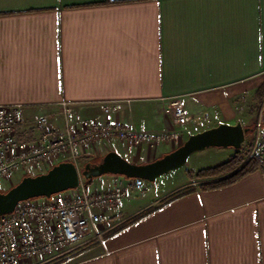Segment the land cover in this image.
I'll use <instances>...</instances> for the list:
<instances>
[{
	"label": "crops",
	"instance_id": "1",
	"mask_svg": "<svg viewBox=\"0 0 264 264\" xmlns=\"http://www.w3.org/2000/svg\"><path fill=\"white\" fill-rule=\"evenodd\" d=\"M263 85L264 0H0V106L21 105L27 121L52 115L56 129L116 123L181 133L169 145L133 149L117 139L100 142L80 151L79 167L110 151L149 163L220 123L254 124L259 115L249 98ZM173 99L186 108L185 125L170 112ZM44 130L34 128V138ZM236 152L193 154L177 184L147 183L108 211L102 239L82 243L58 264H264V124L242 149L247 160L261 159L256 171L212 189L201 187L232 173L197 176ZM124 178L104 175L87 188L111 190ZM187 187L196 190L120 230Z\"/></svg>",
	"mask_w": 264,
	"mask_h": 264
},
{
	"label": "built area",
	"instance_id": "2",
	"mask_svg": "<svg viewBox=\"0 0 264 264\" xmlns=\"http://www.w3.org/2000/svg\"><path fill=\"white\" fill-rule=\"evenodd\" d=\"M109 112V109H106ZM170 112L178 125L188 122L182 102L173 99ZM72 108L65 106L68 117ZM52 115L27 121L21 105L0 106V182L21 173L48 172L64 157L79 164L80 151L100 142L117 139L129 149L143 144L169 145L180 139L179 131L155 133L116 123H87L73 129L50 126ZM45 130L37 138L33 129ZM147 181L124 178L111 190H89L85 184L50 198H34L18 204L14 212L0 216V264H42L63 256L88 240L102 239L101 226L108 225V211L146 191Z\"/></svg>",
	"mask_w": 264,
	"mask_h": 264
},
{
	"label": "water",
	"instance_id": "3",
	"mask_svg": "<svg viewBox=\"0 0 264 264\" xmlns=\"http://www.w3.org/2000/svg\"><path fill=\"white\" fill-rule=\"evenodd\" d=\"M250 132L253 129L241 122L233 125L220 123L217 127L192 134L177 149L144 164L130 162L117 151H110L99 162L87 163L83 169L71 161L60 162L46 173L26 176L8 191H0V216L11 214L23 201L50 198L75 190L82 185L83 180L92 182L104 175L141 178L153 183L159 177L186 166L190 157L197 152L211 148L241 151Z\"/></svg>",
	"mask_w": 264,
	"mask_h": 264
},
{
	"label": "trees",
	"instance_id": "4",
	"mask_svg": "<svg viewBox=\"0 0 264 264\" xmlns=\"http://www.w3.org/2000/svg\"><path fill=\"white\" fill-rule=\"evenodd\" d=\"M257 95H258V97H262L264 95V85L260 88ZM101 159L96 160L94 162H99ZM260 163H262V161L257 156L251 157L250 159L247 160L246 154H244L241 150V151H237L236 155L234 157H232L229 161H227V162H225V163H223V164H221L215 168L201 170L197 174V176H198V178H207V177H217V176H222V175H227V174L232 173L231 176L226 177L225 179H223L217 183L203 184L201 187L202 189L219 188L222 186L231 185V184L239 181L240 179H242L246 175L256 171L257 168L259 167ZM26 176H29V175H25L24 177H26ZM119 177H122V176H119ZM86 183L89 185L92 182L86 181ZM195 190H196V188H194V187H187V188H184L180 191L173 193L172 195H170L169 197H167L166 199L161 201V203L158 207L147 209V210L143 211L142 213L138 214L137 216L131 218L127 222H125V224L120 228V230L139 222L140 220L144 219L148 215L157 211L159 208H161V207L169 204L170 202L175 201V200H177L183 196L191 194ZM3 192H6V191H3Z\"/></svg>",
	"mask_w": 264,
	"mask_h": 264
},
{
	"label": "rangeland",
	"instance_id": "5",
	"mask_svg": "<svg viewBox=\"0 0 264 264\" xmlns=\"http://www.w3.org/2000/svg\"><path fill=\"white\" fill-rule=\"evenodd\" d=\"M249 107H250L249 110L251 112L252 111H257V113L255 112V117L257 118V116L259 115V118L256 119V122L254 124H250V125H248L246 127L251 128V129H253V132H256L264 124V121H263V117H264V100L263 99H260V97L250 95V98H249ZM185 141L186 140H182L181 139L180 140V144L177 147H173V150L177 149ZM250 143L248 142L247 147H249ZM159 158H161V157H159ZM159 158H157V159H159ZM89 162L96 163V162H94V160L93 161L91 160ZM85 164H87V163H82L80 165V168L83 169L84 166H85ZM187 169H189V164L185 168L182 167V168H180L178 170L171 171L170 173H167V174L159 177L157 184L150 183V182H147V183L152 188L159 187V186H163V188H167V187H169L171 185L177 184V182H179L182 179V177L186 173ZM16 175L17 174L13 175L10 179L1 181L0 182V191H2V192L3 191H7L8 189H10V188L14 187L15 185H17L21 181V179L23 177L21 179L20 178L18 179V178H15ZM25 175L36 176L38 174H36V173H32L31 174V173L28 172ZM83 184H85L87 186L86 180H83ZM63 259H64V257H58V258H55V259L46 261V262H44L42 264H58V263H61V260H63ZM31 264H38V263L34 261Z\"/></svg>",
	"mask_w": 264,
	"mask_h": 264
}]
</instances>
